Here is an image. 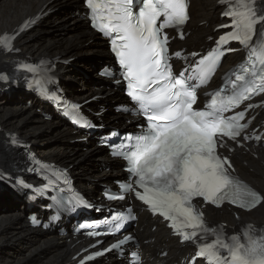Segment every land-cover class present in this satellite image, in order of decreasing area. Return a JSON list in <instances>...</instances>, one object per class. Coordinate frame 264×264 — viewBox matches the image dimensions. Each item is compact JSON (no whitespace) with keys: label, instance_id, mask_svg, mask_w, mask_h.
Segmentation results:
<instances>
[{"label":"snow or ice","instance_id":"snow-or-ice-1","mask_svg":"<svg viewBox=\"0 0 264 264\" xmlns=\"http://www.w3.org/2000/svg\"><path fill=\"white\" fill-rule=\"evenodd\" d=\"M218 2L225 6L221 15L229 21L219 28L230 30L219 35L216 46L207 55L191 53L192 57H199L193 62L191 72L185 68L176 75L170 61L173 57L181 58L183 53H169L166 30L180 29L189 20L188 0H85L92 26L110 39L111 51L127 82V95L137 106L136 114L147 121L141 133L127 135L120 144L109 145L114 155L127 161L125 170L129 180L122 184L120 194L110 193L108 199L124 200L131 193L153 215L168 222L181 243L195 245V255L188 264L198 261L264 264V229L246 225L228 234L224 225L210 226L203 211L206 205L219 208L225 203L246 211L264 206V194L233 176L231 161L219 151L228 147L226 140L236 142L241 136L245 125L240 121L248 109L264 107V103H249L243 111L234 112L243 102L264 94V7L257 0ZM180 38H184L182 33ZM14 39L15 35H0V49L13 51ZM232 42L245 49L247 55L245 62L229 74L235 76L234 81H226L231 88L222 86L210 94L203 109L195 108L197 89L206 84L225 53L236 51L227 47ZM43 65L42 61L41 65L20 64L18 68L37 74ZM0 80L7 82L8 76L0 74ZM33 85L41 95L52 98L40 80L29 81V87ZM71 107L74 122L94 127L79 118L75 112L78 105ZM231 112L234 114L226 115ZM11 143H18L15 136L11 137ZM52 174L57 181L67 182L59 170L52 169ZM46 179L49 184L53 183L50 178ZM18 183L29 187L22 181ZM136 218L131 209L127 215L113 216L111 234L120 232L129 220ZM102 234L109 233H87L89 236ZM132 239L125 236L104 251L120 249ZM103 254L98 251L86 259ZM130 264H140L138 255L133 254Z\"/></svg>","mask_w":264,"mask_h":264},{"label":"bare ground","instance_id":"bare-ground-1","mask_svg":"<svg viewBox=\"0 0 264 264\" xmlns=\"http://www.w3.org/2000/svg\"><path fill=\"white\" fill-rule=\"evenodd\" d=\"M78 5L77 0H0V35L13 31L22 20L34 16L44 7L42 12L48 14L43 21L17 37L19 54L16 57L73 58L75 67L72 69L56 65L55 74L60 77V85L69 92L71 99L86 100L91 96H100L109 105L120 98L119 91L112 87L99 88L95 84L99 64L108 59L106 47L103 41L88 30L79 15L68 13ZM60 8L62 12L55 14ZM221 10L218 0H190L191 18L182 47L188 51L210 45L208 39L215 35L212 30L221 23L218 20ZM55 30L65 32V36L51 37L50 33ZM10 58L9 55L0 54V68ZM240 58L239 53L226 57L217 75L240 61ZM90 74L93 75V82L88 86L85 77H90ZM217 75L211 83L217 80ZM255 117L256 124L264 121V110L257 112ZM101 121L110 127L122 124V118L111 112L106 113ZM9 132H14L19 139L30 143V149L37 155L69 167L75 179L74 185L90 198L95 197L99 185L110 184L112 177L119 174L117 162L109 160L91 142L82 146L73 145L78 136L69 127L56 119L45 121L36 114L32 104L24 101L23 92L19 89L14 90L8 99L0 98V167L7 165L12 157H19L3 147L4 135ZM232 150L230 157L237 174L264 194V149L260 145H244ZM25 206L18 195L0 188V264H67L77 250L86 246L80 236L74 237L67 231L59 234L51 228V224L44 233L27 227L23 219ZM236 214L235 217L233 211L225 207L220 211L208 209L206 213L212 221H224L229 227L243 221L264 223V206L248 214L238 211ZM136 232L140 237V249L146 263L172 264L189 252L188 248L181 247L170 236L158 218H151L145 213L140 215ZM93 264L124 263L115 262L109 256Z\"/></svg>","mask_w":264,"mask_h":264},{"label":"rangeland","instance_id":"rangeland-1","mask_svg":"<svg viewBox=\"0 0 264 264\" xmlns=\"http://www.w3.org/2000/svg\"><path fill=\"white\" fill-rule=\"evenodd\" d=\"M59 12H62V9L60 8L59 10H56L55 11V14H57V13H59ZM68 13H69V11H68ZM54 14V15H55ZM49 27V26H48ZM50 36L51 37H57V38H61V37H63V36H65V32H63V31H61V30H55V31H52L51 33H50ZM72 64H73V62H72ZM83 73V72H82ZM91 77V78H90ZM90 77L88 76L87 78L85 77V80L88 82V86L93 82V75H91L90 74ZM96 86H99L98 85V82L96 83ZM69 93V92H68ZM106 115V114H105ZM76 145H78V144H76ZM24 218H25V215H24ZM23 218V219H24Z\"/></svg>","mask_w":264,"mask_h":264},{"label":"water","instance_id":"water-1","mask_svg":"<svg viewBox=\"0 0 264 264\" xmlns=\"http://www.w3.org/2000/svg\"><path fill=\"white\" fill-rule=\"evenodd\" d=\"M102 85H104V84L102 83Z\"/></svg>","mask_w":264,"mask_h":264}]
</instances>
